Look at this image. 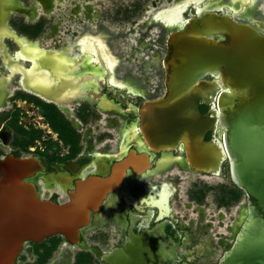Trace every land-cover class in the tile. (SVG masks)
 I'll list each match as a JSON object with an SVG mask.
<instances>
[{
    "label": "flooded vegetation",
    "instance_id": "obj_1",
    "mask_svg": "<svg viewBox=\"0 0 264 264\" xmlns=\"http://www.w3.org/2000/svg\"><path fill=\"white\" fill-rule=\"evenodd\" d=\"M85 1L75 0L70 8L73 26L44 22L35 37L21 28L43 18L32 22L24 16L10 17L9 24L19 34L56 54L39 51L40 70L34 60L21 59L25 71L15 64L8 68L0 57V96L5 97L0 105V160L9 154L38 158L43 168L25 180L35 184L40 197L57 202L69 200L78 181L111 175L130 150L146 155L149 162L139 173L126 169L121 183L90 212L78 243L62 235L26 241L16 264H105L101 254L121 246L130 227L141 233L159 224L178 244L176 264H208L206 257L222 255L233 242L231 226L247 195L230 175L229 184L222 180L228 161L215 174L192 169L182 144L154 150L141 132L138 109L164 90L163 59L170 32L206 10L262 30L264 0H129L125 5L120 1L114 16L124 20L139 13V18L114 31L101 23L100 32L93 28L95 5ZM55 34L60 41L41 44ZM5 41L14 55L18 44L11 38ZM112 56L114 66L107 62ZM202 105V112L210 109L206 105L203 111ZM212 138L208 132L206 139ZM212 176L220 179L209 182L207 177ZM237 202L233 220L225 222L224 210L230 211Z\"/></svg>",
    "mask_w": 264,
    "mask_h": 264
},
{
    "label": "water",
    "instance_id": "obj_2",
    "mask_svg": "<svg viewBox=\"0 0 264 264\" xmlns=\"http://www.w3.org/2000/svg\"><path fill=\"white\" fill-rule=\"evenodd\" d=\"M74 2L0 0V57L6 66L15 64L25 71L20 61L31 59L40 70L39 51L56 54L19 34L9 24L13 14L32 22L57 17L55 23H65ZM6 38L19 46L14 55ZM163 65V92L138 109L146 142L156 151L184 145L188 164L197 171L220 174L228 161L230 179L247 200L239 210L233 242L218 264H264V29L206 10L169 33ZM4 99L0 96V105ZM200 103L210 109L202 112ZM208 132L212 139H206ZM148 162L146 155L130 150L111 175L78 181L69 200L57 202L40 197L35 184L25 180L43 168L38 158L9 154L0 160V264H16L26 241L62 235L78 243L90 212L121 183L126 169L139 173ZM177 245L162 224L141 233L130 227L123 244L100 257L105 264H176Z\"/></svg>",
    "mask_w": 264,
    "mask_h": 264
},
{
    "label": "rangeland",
    "instance_id": "obj_3",
    "mask_svg": "<svg viewBox=\"0 0 264 264\" xmlns=\"http://www.w3.org/2000/svg\"><path fill=\"white\" fill-rule=\"evenodd\" d=\"M120 1L125 5L126 3L129 2V0H97L96 3H95V11L98 12V15L95 16L94 18V22H93V28L97 31V32H100V24L103 23L105 24L106 26H108L111 30H117V29H120L121 27L127 25V24H130L135 18H139V13L136 14V15H132V14H129L130 15V18H127V19H124V20H121L120 18L114 16V11L116 10V8H118L117 6L120 5ZM115 5V6H114ZM55 18H52L50 20H44L45 24L46 25H49L50 23H53L55 22ZM65 19V23L64 24H68L73 26V19H70V18H64ZM126 23V24H124ZM103 35V34H102ZM57 36H60L59 34H55L53 37H48L44 40H41V44L42 45H53L55 43H57L58 39ZM69 38L68 40H70L71 38V35L68 34ZM220 177L218 176H212V177H207V180L210 181H216V180H219ZM222 180L229 184V172H228V165L226 164L225 165V168H224V175L222 177ZM240 201H245V198L244 196H242L241 200ZM239 203L240 202H237L233 208L229 211V210H224V213H225V222H231L234 218V215H235V209L237 206H239ZM220 253H217V254H213V255H210L208 257H206V259L204 261H207L208 264H217V261H218V258L220 257ZM100 264V263H98Z\"/></svg>",
    "mask_w": 264,
    "mask_h": 264
},
{
    "label": "trees",
    "instance_id": "obj_4",
    "mask_svg": "<svg viewBox=\"0 0 264 264\" xmlns=\"http://www.w3.org/2000/svg\"><path fill=\"white\" fill-rule=\"evenodd\" d=\"M43 24H44V21L43 20L41 22L37 23L34 26H30V25L23 24L21 30L23 32H25V33L30 34L32 37H35L42 30ZM201 108H202L203 111H205L206 105H202ZM79 264H83V263L80 262Z\"/></svg>",
    "mask_w": 264,
    "mask_h": 264
},
{
    "label": "bare ground",
    "instance_id": "obj_5",
    "mask_svg": "<svg viewBox=\"0 0 264 264\" xmlns=\"http://www.w3.org/2000/svg\"><path fill=\"white\" fill-rule=\"evenodd\" d=\"M72 1V0H71ZM90 2H91V4L92 5H95V3H96V0H89ZM85 2H87V0L85 1ZM153 8H154V6L153 7H150L149 8V10H153ZM178 12V11H177ZM65 32H67L66 33V35H64V36H66L67 38H68V34H69V31H65ZM133 38H135V37H133ZM98 46V45H97ZM107 55L108 54H110V56L112 55L111 53H109L108 51L107 52H105ZM107 62H108V64H110L111 66H114V62H113V56H112V58L110 57V58H107ZM13 71H14V69H13ZM236 226H238V221H237V223L235 224V225H233V226H231V233L234 235V232H233V229L236 227ZM230 244V243H229ZM228 244V245H229Z\"/></svg>",
    "mask_w": 264,
    "mask_h": 264
}]
</instances>
